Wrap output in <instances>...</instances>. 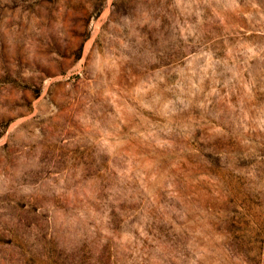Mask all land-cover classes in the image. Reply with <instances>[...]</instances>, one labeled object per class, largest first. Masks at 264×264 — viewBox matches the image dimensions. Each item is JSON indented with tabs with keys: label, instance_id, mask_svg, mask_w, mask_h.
Returning <instances> with one entry per match:
<instances>
[{
	"label": "rangeland",
	"instance_id": "374dc122",
	"mask_svg": "<svg viewBox=\"0 0 264 264\" xmlns=\"http://www.w3.org/2000/svg\"><path fill=\"white\" fill-rule=\"evenodd\" d=\"M0 264H264V0H0Z\"/></svg>",
	"mask_w": 264,
	"mask_h": 264
}]
</instances>
